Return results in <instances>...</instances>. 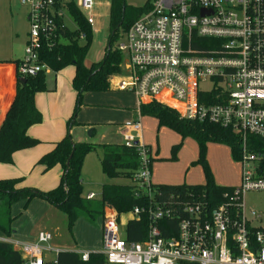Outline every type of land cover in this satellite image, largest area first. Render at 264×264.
I'll use <instances>...</instances> for the list:
<instances>
[{"label":"built area","instance_id":"2783aa9c","mask_svg":"<svg viewBox=\"0 0 264 264\" xmlns=\"http://www.w3.org/2000/svg\"><path fill=\"white\" fill-rule=\"evenodd\" d=\"M68 2L90 26L94 23V0H20L28 32L15 66L19 78L42 69L37 62L40 40L63 22ZM123 39L117 45L123 55L121 71L112 78L116 90L134 95L136 110L135 118L119 124L118 130L122 143L135 146L140 159L130 177L132 191L136 197L147 196L149 204L122 214L105 208L101 249L70 251L82 261L100 253L108 264H264V228L250 224L242 204L246 191L264 190V178L257 172L260 157L246 147L247 135L264 138V0H149ZM149 102L238 135L240 182L227 201L209 209L192 195L153 199L151 156L142 139L139 112ZM141 213L148 218L144 239L127 240L125 227L120 231V216L126 215L127 222ZM248 215L256 218L253 210ZM159 223L168 236H162ZM51 240L45 230L38 231L34 241L0 233V241L20 253L21 264H57L62 250L50 245Z\"/></svg>","mask_w":264,"mask_h":264},{"label":"trees","instance_id":"16d2710c","mask_svg":"<svg viewBox=\"0 0 264 264\" xmlns=\"http://www.w3.org/2000/svg\"><path fill=\"white\" fill-rule=\"evenodd\" d=\"M149 1L141 8H133L125 0L109 1V34L104 48L103 58L85 66L83 60L89 50L93 33L91 26L85 21L73 3H66L67 12L76 24L71 30L63 22L58 21L55 32L47 39H41L37 49V62L43 67L35 75H26L19 80L16 74L15 93L13 100L0 126V163H13L17 151L36 146L40 140L28 134L30 126L42 119V114L35 104V95L46 89L43 68H48L55 75L67 66L74 68L71 86L76 92V108L67 120L70 128L77 112L81 94L84 91H106L110 89L113 75L121 71L123 55L117 45L112 46L114 38L120 37L128 29L141 11L147 8ZM80 34L84 35L80 39ZM208 44H212L209 42ZM19 60L14 61L15 66ZM141 116L154 117L158 125H164L176 132L181 139L190 137L198 146V155L194 165L201 166L205 181L203 184H157L153 199L167 201L169 197L175 199L187 198L192 195L201 200L211 209L227 201L234 186L216 184L205 158L207 141L225 144L233 160L237 161L241 155L238 135L227 128L210 124L189 121L181 118L173 109L156 102L142 104L139 107ZM247 149L259 155L257 172L264 178V138L247 135ZM179 144L171 147L170 159H176ZM95 148L94 143L72 140L67 133L53 145V148L41 155L37 163L48 170L60 165L62 175L59 183L47 191L23 185L22 177L0 179V233L11 236L12 222L15 217L11 213V206L22 201L24 207L34 198L39 197L59 209L66 217L67 227L80 217L88 223L95 224L101 218L104 209H113L117 214L127 213L132 207H146L149 204L147 196L136 197L131 184L107 183L103 184L99 196L88 199L85 197L81 183L80 170L84 155ZM100 168L108 178H128L139 166V155L135 146H125L123 143L101 144ZM68 161V165L66 162ZM226 194V196H224ZM148 218L141 215L126 222L125 234L127 240L141 241L145 237ZM176 221H171L175 228ZM162 236H168L162 223H159ZM57 264H105L100 253H92L86 261H82L78 254L70 250H62L57 254ZM0 264H21V255L11 244L0 241Z\"/></svg>","mask_w":264,"mask_h":264},{"label":"rangeland","instance_id":"374dc122","mask_svg":"<svg viewBox=\"0 0 264 264\" xmlns=\"http://www.w3.org/2000/svg\"><path fill=\"white\" fill-rule=\"evenodd\" d=\"M109 1L94 0V23L91 25L93 37L89 50L83 60L85 66L103 58L107 36L109 34ZM149 0H125L133 8L143 7ZM26 8L20 0H0V61L13 63L23 56L27 40L28 27L24 19ZM63 22L71 30L76 28L68 12H64ZM123 35L114 38L112 46L122 42ZM6 67H10L7 64ZM74 68L67 66L55 75L48 68H43L46 89L36 93V106L42 114L39 123L33 125L35 136L44 142L55 140L65 135L67 119L76 108V92L71 86ZM10 78V75H8ZM116 78L110 81V89L106 91H84L81 94L70 137L80 140L87 134L83 130L86 123L93 124V134L89 141L95 148L84 155L80 170L83 192L94 191L99 195L103 184H131L128 178H108L100 168L101 144L121 143L122 136L118 124L134 117L136 102L134 95L127 91L115 89ZM135 118V117H134ZM142 139L150 150L152 159L151 175L154 183L172 182L187 184H203L205 177L200 166L191 164L196 159L197 143L190 137L182 141L179 136L164 125H158L156 119L140 116ZM38 131V132H37ZM177 159H167L172 144L180 143ZM39 145V144H38ZM45 145V144H44ZM43 145V146H44ZM205 158L216 184L237 186L240 182L241 164L232 159L225 144L207 141ZM37 147L15 153L13 164L0 163V179L22 177L23 181L39 190L47 191L56 186L54 167L46 170L37 163ZM242 204L246 216L252 226L264 228V190H248L242 194ZM255 211L256 218L248 215ZM15 217L12 222L14 239L23 241L35 237L39 230L51 233L49 242L61 250H97L101 249V218L95 224L88 223L80 217L67 227L63 213L39 197L32 198L24 207L22 201L11 206ZM127 216H120L121 229L124 230ZM122 233V232H121ZM12 237V238H13ZM54 258L53 253H45ZM108 264V263H105Z\"/></svg>","mask_w":264,"mask_h":264},{"label":"crops","instance_id":"0c3cea01","mask_svg":"<svg viewBox=\"0 0 264 264\" xmlns=\"http://www.w3.org/2000/svg\"><path fill=\"white\" fill-rule=\"evenodd\" d=\"M24 14V19H25V22L27 24V27H28V23H27V19H26V10H24L23 12ZM22 58V57H21ZM20 58V59H21ZM19 60V59H17ZM7 64H10V67H6ZM8 75H10V78H8ZM15 83H16V74H15V63L13 62L12 64L11 63H8V62H5V61H0V126L2 124V121L4 119V116L13 100V97H14V93H15ZM36 97V95H35ZM135 98V97H134ZM36 101V99H35ZM36 104V102H35ZM134 113H135V110H134ZM134 117H135V114H134ZM134 117H132L131 119H128V120H132L134 119ZM150 117V116H148ZM154 118V117H152ZM69 119V118H68ZM67 119V120H68ZM155 119V118H154ZM128 120H125V121H128ZM124 121V122H125ZM157 121V120H156ZM123 122H120L119 124H121ZM158 123V121H157ZM118 124V125H119ZM35 125V124H34ZM66 125V130L68 131V133L71 132V127L70 128H67V122L65 123ZM118 127V126H117ZM83 130H86L87 131V134L85 133V136L82 137L80 140H74V141H78V142H89V143H92L89 141L90 137L92 136L93 134V129H94V125L93 124H89V123H86L84 124V126L82 127ZM34 126H30L29 129H28V134L34 138H37L39 140V138L37 136H35V133L33 132L34 130ZM173 131V130H172ZM38 132V131H37ZM174 132V131H173ZM176 133V132H175ZM65 134H66V131H65ZM177 134V133H176ZM178 135V134H177ZM179 136V135H178ZM63 137V136H62ZM62 137H59L55 140H50V141H42L40 140V142L34 146V147H37V158L39 159L41 157V155H43L44 153L50 151L52 148H53V145L56 141H58L59 139H61ZM180 138V136H179ZM181 139V138H180ZM183 139H181L182 141ZM144 142V140H143ZM122 143V142H121ZM181 143V142H180ZM45 144V145H44ZM179 144V143H177ZM44 145V146H43ZM175 145V144H172L171 147ZM34 147H31V148H27V149H23V150H20V151H26V150H30V149H33ZM171 147H170V153H171ZM198 147V146H197ZM229 149V148H228ZM150 151V150H149ZM19 152V151H17ZM229 153H230V150H229ZM197 155H198V150H197ZM197 155H196V158H197ZM15 156V154H14ZM177 156V155H176ZM167 159L169 160H176V159H170V155L168 157H166ZM152 159H154V156L152 157L151 156V165H150V171H151V168H152ZM38 161V160H37ZM195 161V160H194ZM207 161V160H206ZM13 162H14V157H13ZM193 162V161H192ZM191 162V164H192ZM13 164V163H11ZM208 164V163H207ZM199 166V165H197ZM201 167V166H200ZM62 168L60 165H55L54 167V173H55V178H54V181H57L56 185L59 183V179H60V176L62 175ZM151 179V182L153 185H157V184H183V183H172V182H162V183H154L152 181V175L150 177ZM81 183H82V179H81ZM23 185L25 186H30V187H35V186H32V184H28L26 183L25 181H23L22 183ZM187 184V183H185ZM190 185H194V184H190ZM223 186H226V185H223ZM37 188V187H36ZM39 189V188H38ZM41 190V189H40ZM101 191V190H100ZM100 191H99V194H100ZM90 192H93L95 197L99 196V195H96V193L94 191H88V192H84V194H88ZM251 224V222H250ZM40 231V230H39ZM12 233H14V230H12ZM11 233V237H13ZM37 235V234H36ZM36 237V236H35ZM35 237H29L28 239L26 240H23V241H34L35 240ZM14 238V237H13Z\"/></svg>","mask_w":264,"mask_h":264},{"label":"water","instance_id":"95a60500","mask_svg":"<svg viewBox=\"0 0 264 264\" xmlns=\"http://www.w3.org/2000/svg\"><path fill=\"white\" fill-rule=\"evenodd\" d=\"M19 80H24V78L20 77ZM66 165H68V161L66 162Z\"/></svg>","mask_w":264,"mask_h":264}]
</instances>
